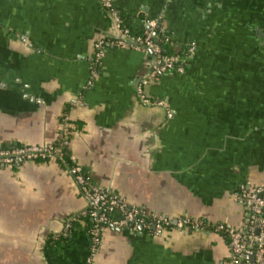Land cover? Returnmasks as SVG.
<instances>
[{"label": "crops", "instance_id": "obj_1", "mask_svg": "<svg viewBox=\"0 0 264 264\" xmlns=\"http://www.w3.org/2000/svg\"><path fill=\"white\" fill-rule=\"evenodd\" d=\"M113 3L132 36L162 21L176 50L196 45L182 74L145 88L166 108L138 101L150 61L133 49L109 45L85 89L94 42L116 36L97 0H0V148L52 145L69 105L79 121L70 158L93 183L147 213L239 227L247 216L241 188L264 186V0ZM89 207L54 159L0 165V264H227L230 257L210 228H173L159 238L151 229L108 230L91 256L85 226L64 229Z\"/></svg>", "mask_w": 264, "mask_h": 264}, {"label": "built area", "instance_id": "obj_2", "mask_svg": "<svg viewBox=\"0 0 264 264\" xmlns=\"http://www.w3.org/2000/svg\"><path fill=\"white\" fill-rule=\"evenodd\" d=\"M98 5L110 20L115 31L113 42H106L98 39L93 44L92 60L100 63L105 55V47L109 45L117 49H133L151 56L149 60V71L136 86L135 94L142 105L158 106L166 108L161 101H152L145 94L147 85L156 82L160 76L176 73L182 74L186 61L194 56L196 45L189 43L183 57H161L159 48L150 42L151 33L156 28V22H147V29L143 31L142 37H134L129 34V30L122 27L119 18V11L114 6L113 0H97ZM21 42H25L20 37ZM97 72L89 71V80L85 89L92 86ZM72 107L78 105V99L72 98L69 101ZM166 116L170 118L169 111L166 109ZM66 144V143H65ZM55 153L52 145L45 147L38 146H15L12 148H0V165L11 166L18 160L31 161L38 158H51ZM69 174L76 185L79 194L87 200L91 206L90 211L81 213V216H88L92 221L89 231L90 255L94 256L101 246L105 231L118 232L121 229L134 233L139 227L150 230L154 238L161 237L173 228L187 229L190 231H203L211 229L213 233L223 232L228 238V248L230 257L227 264H264V186L241 188L240 202L246 206V215L249 216L248 225L242 224L239 227H228L224 225H208L201 221H196L185 216L174 219L163 215L147 213L140 207L130 203L128 200L119 196L112 189L102 187L92 182L83 168L74 163L69 169ZM118 213V220H110L109 215ZM69 219L64 226L70 229ZM108 225V229H102L101 225ZM255 246V249L251 248Z\"/></svg>", "mask_w": 264, "mask_h": 264}, {"label": "trees", "instance_id": "obj_3", "mask_svg": "<svg viewBox=\"0 0 264 264\" xmlns=\"http://www.w3.org/2000/svg\"><path fill=\"white\" fill-rule=\"evenodd\" d=\"M119 18H120L121 26L128 29L129 34L131 35L129 24H128V18L120 12H119ZM142 33L143 32H140V33L136 34L134 37H139V36L142 37ZM152 33H154V36H153V38L150 37V42L159 48V54L161 57H182L185 54V53H181L180 51L176 50V43L172 39L170 32L164 29L162 21L156 22V28L153 30ZM103 40L108 42V43L109 42L111 43L114 41L113 39H107V40L103 39ZM106 48L107 47H105V50H106ZM148 57H149V60L152 59V57L150 55ZM90 66H91V70L98 72L99 67H100V63H97L91 59L90 60ZM184 68H185V66H184ZM170 74H172V73H170ZM69 112H70V108H69V105H67L64 108V110L62 111L61 117L59 119V124L62 127L61 131L58 135V138L52 143V147L55 150V153L52 154L51 158H38V159H35V161L39 160V161L45 162L49 159H54L55 162L60 167H64L68 171L71 167H73L74 163L72 162V160L70 158V152H69L68 145H69L70 135L79 126V121L70 119L69 118ZM90 210H91V206L86 211L88 212ZM262 217L264 219V212L262 213ZM70 219H73L70 222V229H72L74 227H79L80 224H83L85 226V230H87L88 237H89V231L91 230V227H92V221L90 220V218L88 216L76 215ZM109 219L110 220H118L119 219L118 213L115 212L113 214H110ZM248 222H249V216H245L243 219V224L245 226H247ZM108 227L109 226L106 224L101 225L102 229H106V228L108 229ZM144 230H146V229H144ZM123 231H125V229H121L118 232H123ZM217 234L223 236L225 238L227 244H228L227 235H225L223 232H219ZM89 239H90V237H89ZM251 248L255 249V246L251 245Z\"/></svg>", "mask_w": 264, "mask_h": 264}, {"label": "water", "instance_id": "obj_4", "mask_svg": "<svg viewBox=\"0 0 264 264\" xmlns=\"http://www.w3.org/2000/svg\"><path fill=\"white\" fill-rule=\"evenodd\" d=\"M145 28H148L147 25L145 26ZM154 36V33L151 34V37L153 38ZM138 230L140 231L141 230V227L138 228Z\"/></svg>", "mask_w": 264, "mask_h": 264}]
</instances>
